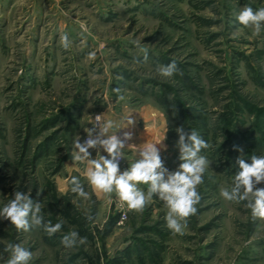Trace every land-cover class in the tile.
<instances>
[{
    "label": "rangeland",
    "instance_id": "obj_1",
    "mask_svg": "<svg viewBox=\"0 0 264 264\" xmlns=\"http://www.w3.org/2000/svg\"><path fill=\"white\" fill-rule=\"evenodd\" d=\"M246 6L264 0H0V206L30 192L45 221L64 222L49 235L0 218V264L9 243L31 250L29 264H264V218L221 196L238 157L264 155V28L256 35L236 21ZM173 60L179 71L162 76ZM95 112L119 137L133 134L123 170L146 142L177 169L179 127L208 142L201 199L182 234L167 227L158 196L130 209L88 184L73 151ZM72 177L87 198L71 191ZM71 230L86 243L64 246Z\"/></svg>",
    "mask_w": 264,
    "mask_h": 264
},
{
    "label": "clouds",
    "instance_id": "obj_2",
    "mask_svg": "<svg viewBox=\"0 0 264 264\" xmlns=\"http://www.w3.org/2000/svg\"><path fill=\"white\" fill-rule=\"evenodd\" d=\"M236 21L253 28L254 34L259 35L264 28V7L254 10L246 6L236 14ZM61 43L65 49L70 46L67 33L61 37ZM141 51L147 60L148 50L142 48ZM89 55L95 56V53ZM157 71L164 77H172L179 69L173 60L160 65ZM127 119L130 120L129 116ZM95 121L92 127L87 128V136L82 142L80 138L74 141L73 160L86 163L88 184L97 191L116 193L130 209H141L154 195L158 196L168 209L165 217L167 227L174 233L182 234L187 224L186 218L196 211L195 205L201 199L197 186L203 182V174L210 165L207 156L202 154V149L209 147L208 142L196 130L185 132L183 127H179V159L182 162L177 169L170 170L165 166L158 142H146L136 148L138 158L121 171L120 159L124 157L123 149L132 138V132H124L121 138L116 135L117 130L113 131L117 125L112 119L98 115ZM90 148L96 149L99 156L92 158ZM101 151L107 155L101 154ZM236 163L238 171L230 187L221 189V196L228 201H246L254 218H264V187H257L264 182V155L251 156L250 163L240 156ZM141 184L147 185L146 192L140 187ZM71 185L73 193L87 198L88 192L79 177H72ZM0 218L10 219L17 229L26 232L43 227L49 235L60 231L64 223L62 220L55 224L45 221L40 202L34 200L30 192L24 191H16L6 204L0 206ZM86 241L87 238L80 236L76 230L69 231L61 238V243L69 248L85 244ZM6 251L9 253L6 264H29L33 255L31 250L19 243H9Z\"/></svg>",
    "mask_w": 264,
    "mask_h": 264
},
{
    "label": "built area",
    "instance_id": "obj_3",
    "mask_svg": "<svg viewBox=\"0 0 264 264\" xmlns=\"http://www.w3.org/2000/svg\"><path fill=\"white\" fill-rule=\"evenodd\" d=\"M98 115H101V113L100 112H95L93 115H92V119H91V122H92V124L94 125L95 123H96V121H95V117L96 116H98ZM101 117H102V115H101ZM92 125V126H93ZM87 136V134H85L82 138H81V142L84 140V138ZM126 159L124 158V157H122L121 159H120V170L121 171H123V166L126 164ZM119 212H121V219H125L126 218V212L123 210V207L121 206L120 208H119Z\"/></svg>",
    "mask_w": 264,
    "mask_h": 264
},
{
    "label": "crops",
    "instance_id": "obj_4",
    "mask_svg": "<svg viewBox=\"0 0 264 264\" xmlns=\"http://www.w3.org/2000/svg\"><path fill=\"white\" fill-rule=\"evenodd\" d=\"M135 115H136V119H137V120H140V119L143 118V113H140V112H139V113H136Z\"/></svg>",
    "mask_w": 264,
    "mask_h": 264
},
{
    "label": "trees",
    "instance_id": "obj_5",
    "mask_svg": "<svg viewBox=\"0 0 264 264\" xmlns=\"http://www.w3.org/2000/svg\"><path fill=\"white\" fill-rule=\"evenodd\" d=\"M53 124V123H52Z\"/></svg>",
    "mask_w": 264,
    "mask_h": 264
}]
</instances>
